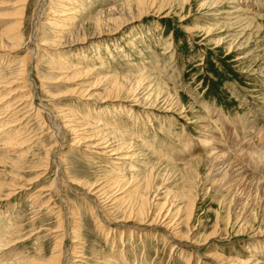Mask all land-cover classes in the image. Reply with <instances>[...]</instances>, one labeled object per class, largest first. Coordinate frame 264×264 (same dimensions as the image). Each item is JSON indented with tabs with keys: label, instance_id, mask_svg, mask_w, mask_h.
I'll use <instances>...</instances> for the list:
<instances>
[{
	"label": "rangeland",
	"instance_id": "obj_1",
	"mask_svg": "<svg viewBox=\"0 0 264 264\" xmlns=\"http://www.w3.org/2000/svg\"><path fill=\"white\" fill-rule=\"evenodd\" d=\"M126 1L0 0V37L19 39L0 77L28 85L0 87L18 112L0 122L19 125L0 133V264H264V0L238 15L229 0H157L144 14ZM115 126L124 160L89 146ZM215 142L242 183L233 168L213 177ZM151 172L149 211L129 222ZM170 220L189 240L170 238Z\"/></svg>",
	"mask_w": 264,
	"mask_h": 264
},
{
	"label": "bare ground",
	"instance_id": "obj_2",
	"mask_svg": "<svg viewBox=\"0 0 264 264\" xmlns=\"http://www.w3.org/2000/svg\"><path fill=\"white\" fill-rule=\"evenodd\" d=\"M126 1V0H125ZM157 0H127L126 1V3L124 4L126 7H128L129 9H133V8H136L137 10H139V12H140V10H141V12H143L146 8H150L152 5H153V3L154 2H156ZM165 1V0H164ZM209 1H211L212 2V4H217L216 2H218L219 0H209ZM235 1L236 0H229V3L233 6L232 8L235 10L234 12H235V14L237 13V15H238V12H241V10L242 9H245L244 7H246L247 8V4H246V2L244 3L243 2V0H239V2L241 1L242 3H244L243 4V6H241V7H237V5H234L235 4ZM250 1H252V0H250ZM255 2H252V5H251V7L255 10H258V9H260V8H262L263 6L261 5V3H260V1L261 0H254ZM240 2V3H241ZM124 3V2H123ZM68 5V4H67ZM123 5V6H124ZM115 6H118V5H115ZM254 6V7H253ZM118 9V8H117ZM127 8H125V10H126ZM135 9V11H137ZM239 9V10H238ZM108 10H111V8H109ZM124 10V9H123ZM128 10V9H127ZM133 11V10H132ZM243 11V10H242ZM121 13V12H120ZM245 13V12H244ZM3 14V13H2ZM142 14H144V12L142 13ZM142 14H139V16L140 15H142ZM255 14V13H254ZM98 15V14H97ZM125 15H127V14H125ZM128 16V15H127ZM19 18V17H18ZM96 19H94L95 21H96V23L98 22V23H100V16L97 18V17H95ZM238 18V17H237ZM102 21V20H101ZM18 22V21H17ZM12 23V22H11ZM119 23V22H118ZM111 24V23H110ZM120 24H121V22H120ZM118 25L119 27L121 26V25ZM123 24V23H122ZM7 25V24H6ZM22 25V24H21ZM20 25V26H21ZM101 26H102V24H100ZM124 25V24H123ZM96 26V25H95ZM15 27L16 28H18V25H17V23H16V25H15ZM14 27V28H15ZM111 27V26H110ZM117 28V27H116ZM14 29H12L11 31H13ZM8 31V30H7ZM10 31V30H9ZM9 31L6 33V34H10L9 33ZM20 31V30H19ZM17 32V31H16ZM20 33H21V31L19 32V35H20ZM6 34H4L3 35V37H0V58H2V60H10L11 61V57L9 56V55H7V54H9V51L11 50L12 52L13 51H15V50H13L14 49V47H15V44L16 43H18L17 41L19 40V39H17V40H15V39H13L14 37H13V35L11 36V34L9 35V37L7 38V36L8 35H6ZM16 34V33H15ZM15 36V35H14ZM17 36V35H16ZM21 36V35H20ZM19 37V36H18ZM21 37H23V36H21ZM20 38V37H19ZM35 39V38H34ZM84 39V38H83ZM36 40V39H35ZM82 40V39H81ZM80 41V40H79ZM20 45H21V43H20ZM22 46V45H21ZM38 59V58H37ZM25 60V59H24ZM27 58H26V60H25V64L24 65H22L21 66V68L22 69H20L21 71H20V74H28V69H30V67H31V65L29 64V62L27 63ZM62 67V66H61ZM30 73V72H29ZM14 74V73H13ZM125 75V74H124ZM130 76H136V77H138V80H137V82H136V85L134 86V88L132 87L131 89H134V92H135V89L137 90L138 88H139V86H141V84H143L142 83V81H143V77H144V73L143 72H141L140 74L139 73H135V74H129ZM1 76H5V77H7L6 75H1ZM4 77V78H5ZM14 76H12V78H13ZM16 77V76H15ZM117 77V76H116ZM127 77V76H126ZM0 78H2V77H0ZM17 78V77H16ZM15 78V80H7L8 78H6V80L5 79H1L0 81H2V82H4V84L2 85V84H0L1 86L0 87H3V86H5V87H9V86H12V85H22L20 88L21 89H19L18 91H26V90H24L25 88H26V86H24V84H26V81H24L22 78L21 79H16ZM128 78V77H127ZM118 77L116 78V82L115 83H112V85H111V90H110V92H112V93H114L115 94V92H117L118 93V91L117 90H113V89H121V88H123V86H125V85H123L122 83H121V80H120V84L121 85H123V86H121V85H119L118 84ZM123 79H126L125 77L123 78ZM113 80V79H112ZM127 80V79H126ZM115 80H113V82H114ZM31 82V81H30ZM123 82V81H122ZM101 83V82H100ZM27 85V84H26ZM95 85V84H94ZM127 85V84H126ZM28 86V85H27ZM11 89H14V87L13 88H11ZM15 90V89H14ZM28 90V89H27ZM130 90V89H129ZM2 91L3 92H6L7 93V91L5 90L4 91V89H2ZM115 91V92H114ZM13 92V91H12ZM11 92V93H12ZM16 92V91H15ZM5 93V94H6ZM11 93H9V94H11ZM19 94V93H18ZM4 94H2L1 96H3ZM112 95V94H111ZM5 96V95H4ZM7 96H9L8 94L6 95V99H7ZM92 96H93V94H92ZM19 97V96H18ZM96 97H98V96H96ZM132 98H133V101H136V102H139L140 100V98H137L136 97V95H132L131 96ZM2 98V97H1ZM1 98H0V105L2 106L4 103H6L5 101H2L1 102ZM5 98V97H4ZM32 98V97H31ZM129 98V97H128ZM26 99V98H25ZM30 99V98H29ZM23 100V99H22ZM22 100H19V101H22ZM31 100V99H30ZM12 102V101H11ZM24 102V101H23ZM8 103H10L9 101H8ZM24 103H26V102H24ZM21 104H22V102H21ZM21 104H18V105H21ZM145 104L147 105L148 103L146 102V100H145ZM4 105H6V104H4ZM4 105L2 106V109H4ZM8 105V104H7ZM0 106V107H1ZM12 106H13V104L11 105V106H9L8 105V108L6 109V107H5V109H4V111H2V109L0 108V110H1V115L0 116H2V112L4 113V115L6 116L7 115V113L9 112V114L11 115V114H14L15 113V115H17L18 114V112L17 111H15V112H13L15 109H10V108H12ZM30 107V106H29ZM40 107L42 108H35V112L37 111V113H39L40 114V109L42 110V111H45V112H47L48 114H51V111L46 107V106H44L43 104L42 105H40ZM33 109V108H32ZM31 109V110H32ZM6 110V111H5ZM13 112V113H12ZM17 112V113H16ZM20 112V111H19ZM36 113V114H37ZM91 113L92 112H90V111H88V118H91ZM92 114H94V113H92ZM14 115V116H15ZM38 115V114H37ZM41 115V114H40ZM65 115V114H64ZM30 116H31V113H30ZM39 116V115H38ZM10 117V116H9ZM59 117H61V119H62V115L60 114V116ZM66 117V116H65ZM6 118V117H5ZM12 118V117H11ZM71 118V117H70ZM7 119V118H6ZM16 119H17V122H18V118L16 117ZM2 120V117H0V121ZM4 121V120H3ZM2 121V122H3ZM10 121H11V119H10ZM22 121V120H21ZM63 121V120H62ZM69 121V120H68ZM13 122V121H12ZM11 122V123H12ZM14 122H16V120H14ZM20 122V121H19ZM67 122V121H66ZM8 123H9V119H8ZM8 123H7V120H6V123H2L1 124V122H0V133H3V131H6V132H10L11 130L12 131H15L16 132V128H12V127H17V125H15V124H13L12 123V125H10V126H8ZM207 123V122H206ZM64 124H65V122H64ZM98 124V123H97ZM55 125V124H54ZM19 126V125H18ZM56 126V125H55ZM76 126V125H75ZM65 127L67 128V127H69L68 125H66L65 124ZM75 128V127H74ZM114 128V130L112 131V132H110V133H105V134H102L101 135V133H104L103 131L104 130H102V129H100V127H96L95 128V131H94V133H95V136H94V134H93V136L94 137H96V139H94V142H96L95 144H93V145H90L89 144V146H91L92 148H95V147H100L101 148V152H102V155H104V156H106V157H109V158H111V157H113L114 155H122V153H120L119 151L120 150H118L117 148L119 147H114L113 145L115 144V143H117V142H119V140H121V138H120V134H121V130H120V128H118V126H115V127H113ZM239 128V127H238ZM2 129V130H1ZM21 129V128H20ZM60 129V127H58V129L56 128V130H57V132L59 133V130ZM19 130V129H18ZM70 130L73 132L74 130H73V128L71 127L70 128ZM86 130V129H85ZM88 131V130H87ZM207 131H208V129H207ZM241 131V130H240ZM209 132V131H208ZM212 132V131H211ZM210 132V133H211ZM16 133H18V131L16 132ZM20 133V132H19ZM4 134H6V133H4ZM75 134V133H74ZM264 134V133H263ZM10 135V134H9ZM58 135V134H57ZM56 135V136H57ZM101 135V136H100ZM78 136V135H77ZM7 137V136H6ZM77 138H79V137H75V139H77ZM82 138H85V137H82ZM24 139V138H23ZM75 139H74V142H76L75 141ZM206 139V138H205ZM205 139H203V140H205ZM202 140V141H203ZM208 140V139H207ZM122 141V140H121ZM132 141V140H131ZM206 141V140H205ZM210 141H211V139H210ZM214 141V140H213ZM17 143V142H16ZM24 143V142H23ZM123 143H127V141L125 140V141H123ZM210 143V142H209ZM10 144V143H9ZM58 144V143H57ZM119 144V143H118ZM127 144H129V143H127ZM74 145V144H73ZM88 145V144H87ZM206 145V144H205ZM62 146V145H61ZM61 146H59V148L61 147ZM121 146V145H120ZM212 146V145H211ZM123 147V146H122ZM221 147H223V148H225V143L223 144V143H220V142H215V143H213V146L211 147V149H210V153L208 152V154H207V159H208V162H209V164H210V170H211V172H212V175H213V177H217V178H219L220 176L222 177V175H224L226 172H227V170L228 169H231V168H233L234 169V172H237L238 174H239V176H238V181L240 182V183H242L243 181H244V178H245V176H243V173H246V170H245V168H243V167H241L240 166V164H238V163H236L234 160H231L230 159V157L229 156H227L225 153H223V149H221ZM87 148V147H86ZM119 148H121V147H119ZM127 148V147H126ZM129 148V147H128ZM90 150V149H89ZM227 150V149H226ZM57 151V150H56ZM126 151V150H125ZM241 151H242V149H241ZM59 152V151H58ZM131 152V151H130ZM132 154V153H131ZM127 157H129V156H121V157H118V158H116L117 160H124V159H127ZM133 157H134V155H133ZM6 158V157H5ZM195 159L196 158H193V162H195ZM233 159V158H232ZM239 159V158H238ZM242 161V160H241ZM60 162V161H59ZM116 165H115V167H116V169H118L119 167H118V165L121 163V162H119V161H115L114 162ZM248 170V169H247ZM152 171V170H151ZM150 176H151V178H152V172L150 173V175H147V177L146 178H148L147 179V185H146V187H147V189L146 190H141V193H139V197H140V199L139 200H137L136 202H135V206H134V208H133V210H132V212L130 213V216H129V222L130 221H138V220H140V216L142 215V217H143V215H145L146 213H148V204H149V202L150 201H152L153 199H154V197H152V196H150V193H151V189H148V188H150V185L152 184L151 183V180H150ZM247 177H250V176H247ZM214 180V179H213ZM255 180V179H254ZM261 178H259V179H257L255 182H253L252 184L253 185H255V186H257V187H259V185L262 183L261 181ZM264 180V179H263ZM251 181H253V180H251ZM94 184V183H93ZM251 184V183H250ZM1 187V186H0ZM152 188V187H151ZM197 188V187H196ZM90 189V188H89ZM94 189V188H93ZM0 191H2V190H0ZM92 191V190H91ZM90 191V192H91ZM237 191V190H236ZM91 193H93V192H91ZM183 193V192H182ZM96 195V194H95ZM195 198V197H194ZM190 199V198H189ZM188 198H187V200H189ZM167 202V201H166ZM166 202H165V204H166ZM187 202H189V201H187ZM151 203V202H150ZM194 202L192 201V204H193ZM188 204V203H187ZM190 204V203H189ZM124 205V204H123ZM169 206H171V205H169ZM190 206V205H189ZM192 207H189V209L191 210V211H189V213H188V216H189V219H190V217L193 215V205H191ZM131 207V206H130ZM133 207V206H132ZM151 207V206H150ZM187 207V206H186ZM166 208V207H165ZM171 208V207H170ZM175 208V207H174ZM160 209V211L161 210H163L164 209V205L163 206H161V208H159ZM167 209V208H166ZM186 209V208H185ZM173 210V209H172ZM180 210H182L181 208H179L178 207V209L176 210V213H174L175 215L178 213L179 214V212H180ZM126 211V210H125ZM130 211V210H129ZM174 212H175V209H174ZM187 212V211H186ZM62 214V213H61ZM156 215V214H155ZM162 215H163V213H162ZM172 215V213H171V210L169 209L168 211H167V213L166 214H164L163 216L165 217V219H167L168 217H170ZM127 216V215H126ZM147 216V215H146ZM64 217V216H63ZM177 217V216H176ZM175 217V218H176ZM139 218V219H138ZM180 218H182V217H180ZM60 219V218H59ZM145 218H143V219H141V220H144ZM63 220V219H62ZM125 220V219H124ZM169 220V219H168ZM183 220V219H182ZM181 220V221H182ZM187 220H188V217H187ZM119 221V220H118ZM121 221H123V220H121ZM119 222V224H121L122 222ZM165 221H167V220H165ZM164 221V223H163V227H165V229L168 231V235L170 236V238H172V239H174V240H180V241H183V240H189V237H187V236H185L184 237V235L181 233L180 234V229L178 230L177 228H175V226H174V228L172 227V220H170V221H168V222H165ZM179 221V220H178ZM149 222V221H148ZM118 223V222H117ZM160 223V222H159ZM59 224V223H58ZM62 224H63V222H62ZM122 225V224H121ZM153 225H157V218H155L154 217V219L149 223V226H153ZM124 226H125V224H124ZM177 226H179V225H177ZM63 227V226H62ZM132 227H134V226H132ZM117 229V228H116ZM136 230V229H135ZM171 230V231H170ZM137 231V230H136ZM72 232V231H71ZM62 235V234H61ZM5 239H7V238H5ZM10 240V239H9ZM9 240H8V242H9ZM6 241V240H5ZM7 243V242H6ZM12 243V242H11ZM5 246H8V245H5ZM60 253V252H59ZM61 254L62 253H60V258H61ZM64 255V254H63ZM212 258H214V259H216L218 262H221L222 260H223V258L219 255V254H212V255H210ZM221 257V258H220ZM54 259V258H53ZM226 259V258H225ZM228 259V258H227ZM240 259V258H239ZM238 259V260H239ZM250 260V259H249ZM31 261L33 262V260L31 259ZM53 261V260H52ZM58 261H61L60 259L58 260ZM237 261V260H236ZM240 261V260H239ZM244 261V260H243ZM254 261H256L255 259H254ZM21 262V261H20ZM25 263H26V261H24ZM23 262V263H24ZM48 262V261H47ZM57 263V261L54 259V261H53V263ZM223 262V261H222ZM229 262V261H228ZM245 262V261H244ZM244 262H240V264H243ZM12 262H10V264H11ZM28 263H31L30 261H28ZM60 262H58L57 264H59ZM246 263V262H245ZM50 264V263H49ZM229 264H238V263H236V262H232V261H230L229 262ZM256 264H262V263H260V262H256Z\"/></svg>",
	"mask_w": 264,
	"mask_h": 264
}]
</instances>
